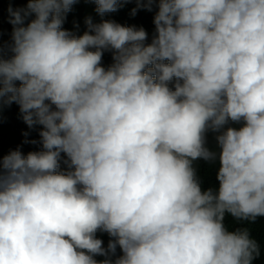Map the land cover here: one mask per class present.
Masks as SVG:
<instances>
[{"label":"clouds","instance_id":"9594fccd","mask_svg":"<svg viewBox=\"0 0 264 264\" xmlns=\"http://www.w3.org/2000/svg\"><path fill=\"white\" fill-rule=\"evenodd\" d=\"M79 2L8 8L0 119L18 105L40 150L0 156V264H253L225 220L264 218V0H86L101 19L77 35ZM132 2L157 9L150 43L105 19Z\"/></svg>","mask_w":264,"mask_h":264},{"label":"trees","instance_id":"16d2710c","mask_svg":"<svg viewBox=\"0 0 264 264\" xmlns=\"http://www.w3.org/2000/svg\"><path fill=\"white\" fill-rule=\"evenodd\" d=\"M11 3L13 8L26 7L27 0H0V41L9 42L11 38L12 25L8 23L9 13L8 8ZM136 7L135 2L124 5L119 11L115 13L106 14L105 19H111L120 23L121 25L137 27H143L148 33V43L151 42V38L155 32V26L153 24V18L156 13V8L153 7V11H138L135 17L131 16V10ZM96 5L94 3L86 2V0H80L79 3L73 6L70 13L67 14V18L63 27L66 30L75 32L77 35H82L86 31L85 18L92 17L94 22H99L100 17L95 12ZM78 25V28L76 27ZM112 54L106 52L103 56V66L107 67L112 63ZM40 128L37 127L34 130H30L23 122L19 107L13 103L10 107H5L2 113V119H0V156L8 154L10 150H15L18 146L21 148L24 154L30 151L40 150V145H33L31 143H23L25 139L39 140L38 132ZM29 133L27 137L23 133ZM209 146L214 147L215 141L211 135L208 137ZM63 158V154H62ZM195 166L198 170V174L204 184V187H215L218 182L216 180V171L218 168L217 163L197 161ZM66 165L61 161V170H64ZM226 226L230 230H234L238 227L247 228L250 231L251 237L254 238L260 245V255L254 260L253 264H264V218H258L255 223L239 222L228 216L225 220ZM97 238L104 241V246H107L109 237L106 233H97ZM119 249H117V255H120ZM97 259H102L97 257Z\"/></svg>","mask_w":264,"mask_h":264}]
</instances>
